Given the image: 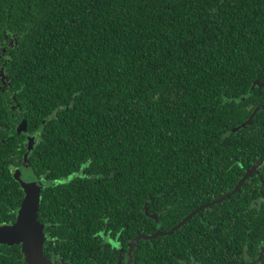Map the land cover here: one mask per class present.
Masks as SVG:
<instances>
[{
	"label": "trees",
	"instance_id": "obj_1",
	"mask_svg": "<svg viewBox=\"0 0 264 264\" xmlns=\"http://www.w3.org/2000/svg\"><path fill=\"white\" fill-rule=\"evenodd\" d=\"M257 80L264 0H0L1 160L24 158L28 130L37 172L89 174L82 219L128 204L132 235L169 231L264 158V111L234 131L264 99ZM189 223L146 251L174 252Z\"/></svg>",
	"mask_w": 264,
	"mask_h": 264
},
{
	"label": "flooded vegetation",
	"instance_id": "obj_2",
	"mask_svg": "<svg viewBox=\"0 0 264 264\" xmlns=\"http://www.w3.org/2000/svg\"><path fill=\"white\" fill-rule=\"evenodd\" d=\"M259 87L264 88V85ZM261 105H264V99L257 107ZM24 135L26 146L27 139L34 134L27 130ZM12 160L7 158L2 161L0 158V168L5 170L0 173V226H10L16 221L18 210L26 197L23 182L37 187L41 196L39 212L43 208L42 214L38 212V221L45 233L44 255L53 264H264V179L261 175L264 158L258 159V168L250 177L256 186L253 195L243 198L238 194L233 203L215 206L216 203L210 208L215 206L217 210L201 215L199 212L194 220L193 216L182 233L174 237V252L146 251L147 247L157 246L146 243L149 240L143 238L132 246L133 240L140 235H152L162 230L157 227L146 234L145 226L137 228L135 224L132 235L131 225L125 220L131 215L128 196L122 197L127 206L120 208L116 205L118 219H100L96 204L92 205L94 210L91 219H82V194L90 184L89 174L72 172L55 177L49 171L37 172L29 159L27 163H24V158ZM7 169L9 171L6 172ZM17 170L21 172L20 180L14 176ZM57 179L66 182L57 184ZM234 187L222 196L230 193ZM72 212L77 218L72 216ZM149 213L157 217L154 219L149 216L150 219L159 223V214ZM144 214L148 217L146 203ZM159 237L163 236L153 239ZM27 258L21 245L0 243V264H31Z\"/></svg>",
	"mask_w": 264,
	"mask_h": 264
},
{
	"label": "water",
	"instance_id": "obj_3",
	"mask_svg": "<svg viewBox=\"0 0 264 264\" xmlns=\"http://www.w3.org/2000/svg\"><path fill=\"white\" fill-rule=\"evenodd\" d=\"M257 85L263 86L264 84L261 83L260 81H255L252 86H251V92L255 89V87ZM264 109V105H261L257 108H255L252 113L250 114V116L248 117V119L243 122L240 126L235 127L234 131H238L242 128H246L249 125H252L254 118L256 117L257 113ZM26 131V121H22L19 124L18 127V131L17 133H22ZM37 142V138L36 136H31L28 138L27 141V153L24 155V163H27L28 160V155L29 153L32 151V149L34 148L35 144ZM262 163V162H260ZM259 164H254L252 166L251 169H248L246 171V173L243 175V177L238 181V183L235 185L234 189L228 193L227 195L222 196L221 198L217 199L214 202L211 203H205L203 205H201L200 207L196 208L194 211H192L191 213H189L188 215H186L176 226H173L169 231H157L155 233H153L152 235H140L139 237H137L135 240H133L132 246L135 244L136 241H138L139 239L143 238L145 240H150L153 239L155 237L158 236H168L170 234H172L174 231L180 229L185 223H187L193 216H195L196 214H198L201 210H203L204 208L210 207L213 204L219 203L227 198H229L230 196L234 195L235 193H237L240 188L243 186V184L245 183V181L250 178L252 176V174H254L258 168ZM14 176L17 180H20L21 178V172L19 170H17L14 173ZM22 187L24 188V191L26 193V197L24 199L27 200L29 196H32V194L34 195L35 193H39V189L37 187H31L30 185H28L27 183L23 182ZM23 201V203H24ZM23 203L20 207V209L23 206ZM38 203H39V208H40V203H41V196L39 193V198H38ZM146 210H147V215L157 219V217L155 215H150L149 210H148V205H146ZM39 212V211H38ZM17 219H18V215H17ZM16 219V220H17ZM39 222V221H38ZM11 226V225H10ZM39 227H40V236H39V243L38 245L33 244L32 246H28L26 245L23 241H17V240H11V239H7L5 238V236L3 235L4 230L0 229V243L3 244H8V245H21L23 247V251L27 254L28 258L27 260L30 262L31 264H53L48 258H46V256L44 255V241H45V233L43 230V226L40 224L39 222Z\"/></svg>",
	"mask_w": 264,
	"mask_h": 264
},
{
	"label": "snow or ice",
	"instance_id": "obj_4",
	"mask_svg": "<svg viewBox=\"0 0 264 264\" xmlns=\"http://www.w3.org/2000/svg\"><path fill=\"white\" fill-rule=\"evenodd\" d=\"M71 179V177H69ZM66 181L57 179V184H63ZM39 193L29 196L24 201L21 209L18 210V219L11 226H0L4 230L3 235L7 239L23 241L26 245H38L40 236V227L38 222V203ZM103 235V233H100ZM114 247H119L114 245Z\"/></svg>",
	"mask_w": 264,
	"mask_h": 264
},
{
	"label": "rangeland",
	"instance_id": "obj_5",
	"mask_svg": "<svg viewBox=\"0 0 264 264\" xmlns=\"http://www.w3.org/2000/svg\"><path fill=\"white\" fill-rule=\"evenodd\" d=\"M23 182V181H22Z\"/></svg>",
	"mask_w": 264,
	"mask_h": 264
}]
</instances>
